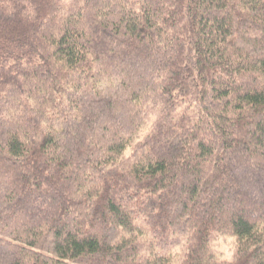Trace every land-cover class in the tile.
<instances>
[{
	"label": "trees",
	"instance_id": "16d2710c",
	"mask_svg": "<svg viewBox=\"0 0 264 264\" xmlns=\"http://www.w3.org/2000/svg\"><path fill=\"white\" fill-rule=\"evenodd\" d=\"M0 264H264V0H0Z\"/></svg>",
	"mask_w": 264,
	"mask_h": 264
}]
</instances>
